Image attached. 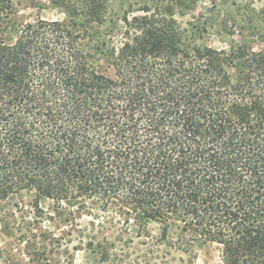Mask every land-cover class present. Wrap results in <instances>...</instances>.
Masks as SVG:
<instances>
[{"label":"trees","instance_id":"trees-1","mask_svg":"<svg viewBox=\"0 0 264 264\" xmlns=\"http://www.w3.org/2000/svg\"><path fill=\"white\" fill-rule=\"evenodd\" d=\"M3 5L0 200L103 212L102 229L155 221L157 241L175 227V241L217 244L221 264H264V47L186 48L203 29L162 17L105 25L101 0L68 22L16 24Z\"/></svg>","mask_w":264,"mask_h":264},{"label":"rangeland","instance_id":"rangeland-1","mask_svg":"<svg viewBox=\"0 0 264 264\" xmlns=\"http://www.w3.org/2000/svg\"><path fill=\"white\" fill-rule=\"evenodd\" d=\"M83 1L86 0H0V5L4 3L2 15L7 12L6 7L10 8L8 17L16 24L38 20L68 22V11ZM101 1L107 7L105 25L122 17L128 21L133 17L140 21L162 17L176 20L183 27L187 23L201 27V34H195L194 40L190 32L180 36L186 48L192 41L217 50L236 43L251 45L254 50L264 47V38L260 37L264 36V0ZM75 20L82 22L80 17ZM119 24L120 30L112 34L108 49L123 40L125 27L121 21ZM104 30L91 34L95 40L103 39ZM4 38L11 41L14 35L6 33ZM34 201L31 196L19 195L0 200V264H221L217 244L175 241L172 238L181 234L175 227H170L165 241H157L162 225L155 221L140 228L132 218L127 225L123 216H115L116 226L102 229L93 222L110 217L106 213L93 216L71 206L61 216L52 210L54 201L39 199V210L34 208Z\"/></svg>","mask_w":264,"mask_h":264}]
</instances>
